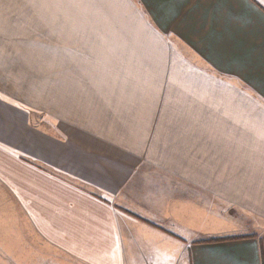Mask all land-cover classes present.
I'll return each mask as SVG.
<instances>
[{
	"label": "crops",
	"instance_id": "1",
	"mask_svg": "<svg viewBox=\"0 0 264 264\" xmlns=\"http://www.w3.org/2000/svg\"><path fill=\"white\" fill-rule=\"evenodd\" d=\"M64 7L21 37L61 68L45 98L0 70L10 239L32 226L82 264H264V0Z\"/></svg>",
	"mask_w": 264,
	"mask_h": 264
},
{
	"label": "rangeland",
	"instance_id": "2",
	"mask_svg": "<svg viewBox=\"0 0 264 264\" xmlns=\"http://www.w3.org/2000/svg\"><path fill=\"white\" fill-rule=\"evenodd\" d=\"M66 2L67 5H72V0H0L2 87L11 92L17 91L21 95L36 96L39 93L45 98L50 58L52 74L61 75V68L54 64V56H48L46 53L35 54L32 52L30 39L21 37L25 27L34 25L30 22V14L37 18L50 19L61 29ZM6 3L9 5H4ZM71 8L72 6H67V11ZM22 10H26L27 14L22 13ZM39 24L46 26L48 22ZM1 220L0 216V264H82L57 248L44 244L32 226H20L21 234L27 238L23 244L22 241L11 240L16 227L2 226Z\"/></svg>",
	"mask_w": 264,
	"mask_h": 264
},
{
	"label": "trees",
	"instance_id": "3",
	"mask_svg": "<svg viewBox=\"0 0 264 264\" xmlns=\"http://www.w3.org/2000/svg\"><path fill=\"white\" fill-rule=\"evenodd\" d=\"M222 239H224V238H211V239H209L207 241H209V242H212V241H220Z\"/></svg>",
	"mask_w": 264,
	"mask_h": 264
}]
</instances>
